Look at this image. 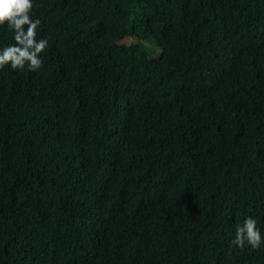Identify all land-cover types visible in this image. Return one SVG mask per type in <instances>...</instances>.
<instances>
[{"label": "trees", "instance_id": "16d2710c", "mask_svg": "<svg viewBox=\"0 0 264 264\" xmlns=\"http://www.w3.org/2000/svg\"><path fill=\"white\" fill-rule=\"evenodd\" d=\"M30 15L42 67L0 69V264H264L231 243L248 216L264 239V0Z\"/></svg>", "mask_w": 264, "mask_h": 264}, {"label": "clouds", "instance_id": "9594fccd", "mask_svg": "<svg viewBox=\"0 0 264 264\" xmlns=\"http://www.w3.org/2000/svg\"><path fill=\"white\" fill-rule=\"evenodd\" d=\"M32 9L33 0H0V26L6 24L15 41L0 48V69L10 66L12 70H23L27 65L29 71H36L42 67L40 53L46 49L48 41L36 39L41 21L31 18ZM231 243L239 247L248 244L253 249L259 248L264 239L257 228V221L251 216L246 217L243 224L237 226Z\"/></svg>", "mask_w": 264, "mask_h": 264}, {"label": "rangeland", "instance_id": "374dc122", "mask_svg": "<svg viewBox=\"0 0 264 264\" xmlns=\"http://www.w3.org/2000/svg\"><path fill=\"white\" fill-rule=\"evenodd\" d=\"M128 42V41H127ZM126 42L124 41V44H125ZM127 44V43H126Z\"/></svg>", "mask_w": 264, "mask_h": 264}]
</instances>
